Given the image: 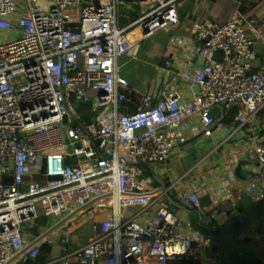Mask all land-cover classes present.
I'll return each mask as SVG.
<instances>
[{
  "label": "built area",
  "instance_id": "built-area-1",
  "mask_svg": "<svg viewBox=\"0 0 264 264\" xmlns=\"http://www.w3.org/2000/svg\"><path fill=\"white\" fill-rule=\"evenodd\" d=\"M136 1L139 19L121 25V17L131 20L120 17L121 6L131 8L125 0H0L8 37L0 43V264L37 260L46 242L62 264L76 257L78 264H169L202 240L183 216L154 208L174 190L145 176L144 166L182 161L191 138L228 128L229 112L240 126L254 122L264 110L262 33L241 8L224 22L197 19L187 28L180 8L196 0ZM160 31L185 55L158 65L164 80L148 93L121 74V61L137 59L140 43ZM131 96L137 108L129 113ZM88 102L91 111L80 112L77 104ZM249 143L261 172L264 127ZM247 192L264 201L260 180ZM179 199L209 226L224 217L216 209L208 217L195 191ZM41 216L56 223L27 242L23 224Z\"/></svg>",
  "mask_w": 264,
  "mask_h": 264
},
{
  "label": "crops",
  "instance_id": "crops-1",
  "mask_svg": "<svg viewBox=\"0 0 264 264\" xmlns=\"http://www.w3.org/2000/svg\"><path fill=\"white\" fill-rule=\"evenodd\" d=\"M244 1H191L195 2L194 18L190 17V14L182 18L187 28L190 27L192 21L197 19L224 22L240 11ZM248 2H250V8L244 13L257 18L262 33V38L256 43L258 62L262 64L264 63V0H248ZM188 3H184L182 6ZM140 35L141 31L132 33L131 40L137 44ZM163 38L167 41L166 34ZM7 39L8 37L0 32V43L7 41ZM141 43L140 56L137 59L127 57L121 61V74L132 85L141 86L145 92L155 93L159 84L164 80L162 71L157 69L158 65L166 57H184L185 52L181 48L170 47L168 42L163 59L159 63L151 65L150 69L147 62H145L144 67L138 64L142 58H145L143 56L147 54V50L141 51ZM130 67L131 70H129ZM176 90L187 99H191L193 96L192 90L185 83H179ZM128 105L130 107L126 110L129 113L133 112L134 109L136 110L135 96H131ZM233 122V124L227 123L228 128L225 131H216L212 136L202 134L191 138L185 156L180 162L144 166L145 176L156 180L158 183L163 181L167 186L173 187L175 191V195L166 196L154 208L160 210L165 207L180 214L186 219L190 228L199 231L202 236V240L194 244L191 252L184 256L174 257L169 264H227L219 254L214 253V242L206 243L208 239H211L207 230L209 227L207 221L200 217L195 208H190L186 203L180 201L179 195L189 191L200 194L202 200L205 199L209 203V206H205L208 217L212 215L214 209L224 216L220 220L214 219L213 224L215 227L223 226L232 218L243 216L244 213L247 215L252 208L261 203H255L251 200L247 192V186L250 181L255 179L264 183V169L259 172V161L255 156L254 148L249 143L250 135H259L264 127V110L257 115L254 122L246 126H240L235 119ZM228 130L230 133L227 134ZM241 133L244 134L242 137L240 136ZM71 160L75 161L74 158H71ZM259 220L248 232L239 235V242L236 239V244L241 252H252L264 259V234L256 232L260 226ZM67 228V223L63 224L52 235H54V238L59 239L60 233L67 230ZM35 232L38 235V231ZM81 234V232H77L71 235V251L78 249ZM27 242L30 241L27 240ZM41 257L42 254L35 260V264H62L57 261L52 246L48 255V262H42ZM22 259V257H18L11 264H25ZM78 263L79 257L74 258L73 264Z\"/></svg>",
  "mask_w": 264,
  "mask_h": 264
},
{
  "label": "water",
  "instance_id": "water-1",
  "mask_svg": "<svg viewBox=\"0 0 264 264\" xmlns=\"http://www.w3.org/2000/svg\"><path fill=\"white\" fill-rule=\"evenodd\" d=\"M143 31H148L145 28ZM218 59L220 55L216 56ZM221 113V108H217L214 112L215 116H219ZM230 131H227V134ZM244 134L241 133L242 137ZM162 184L166 185L165 182L160 181ZM175 195V192H171ZM190 208L191 205L187 204ZM264 215L262 208H256L247 215L240 217H234L228 221L223 226L215 227L211 224L208 227V232L210 233V238L215 244L214 253L219 254L227 264H264V259L256 256L252 252H241L237 248L236 237L248 232L257 220L261 219ZM34 259H27L25 264H35Z\"/></svg>",
  "mask_w": 264,
  "mask_h": 264
},
{
  "label": "rangeland",
  "instance_id": "rangeland-1",
  "mask_svg": "<svg viewBox=\"0 0 264 264\" xmlns=\"http://www.w3.org/2000/svg\"><path fill=\"white\" fill-rule=\"evenodd\" d=\"M127 3L129 5H131V8L126 9L125 7L121 6L120 7V17L122 16L123 12L128 11L129 13H134V14H138L139 17L141 15V8L139 6V4L137 3V1H135V3H129L128 0ZM188 3V2H187ZM135 8V12L134 11ZM135 19H133L131 17V20L128 22H132ZM124 24L122 22V17H121V25ZM134 33V32H132ZM163 36H165V32L164 31H160L156 34H154L152 37L142 41L141 43V51L143 50H147V54L144 59L142 58L138 64L142 65L144 67L145 62L148 63L149 68L151 69V65H155V63H159L163 57H164V50L166 48V46H168V42L170 40V37L166 35L167 37V41H165V39L163 38ZM141 68V66H140ZM132 68L130 67L129 70H131ZM142 70V68H141ZM87 109L91 111L92 109V102H88L87 104ZM82 111V110H81ZM94 117V114L92 112H90V114L87 116V118H89V120H92ZM56 222L53 221L52 218L50 217H46V216H41V218L38 221H33V222H28L23 224L22 226V230L24 235L27 237V240L32 242L33 238L37 235V233L35 231H40L42 228H48L51 225H54ZM237 238V242H239V236L236 237Z\"/></svg>",
  "mask_w": 264,
  "mask_h": 264
},
{
  "label": "trees",
  "instance_id": "trees-1",
  "mask_svg": "<svg viewBox=\"0 0 264 264\" xmlns=\"http://www.w3.org/2000/svg\"><path fill=\"white\" fill-rule=\"evenodd\" d=\"M128 1H129V3H135L136 0H128ZM249 4H250V2H248V0L244 1L243 5L241 7V12L247 11L250 8ZM194 10H195V2H189L188 4H186L184 6H181L180 15L182 17H186L188 14H190V17L194 18L193 17ZM125 12H127L129 15H131V17L133 19H135L134 21L139 19V15L137 13L134 14V13H129L128 11H125ZM133 12H135V11H133ZM122 22L124 23L122 25L128 24V21L126 20V18L125 19L122 18ZM77 108H78V110L80 112H83V111H85L87 109V105L84 104V103H78L77 104ZM133 112H135V109L133 110ZM235 115H236V112H232V113L227 114L226 122L227 123L230 122L231 124H233L234 123L233 121L235 119ZM154 181H156V180H154ZM202 201H203L204 206H209V203L205 199H203ZM256 208H262V210L264 212V201H262L261 203L257 204V206L255 208H252L251 211L255 210ZM250 212H248V213H250ZM243 215H245V213ZM259 222H260V226L258 227L256 232L259 233V234H264V215L259 220ZM50 250H51V246L48 243L44 244L43 251H42V257H41V261L42 262H48V260H49L48 259V255H49Z\"/></svg>",
  "mask_w": 264,
  "mask_h": 264
}]
</instances>
